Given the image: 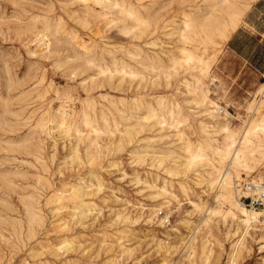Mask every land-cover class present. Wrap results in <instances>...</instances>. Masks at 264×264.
<instances>
[{
    "label": "rangeland",
    "instance_id": "obj_1",
    "mask_svg": "<svg viewBox=\"0 0 264 264\" xmlns=\"http://www.w3.org/2000/svg\"><path fill=\"white\" fill-rule=\"evenodd\" d=\"M127 1L138 4L137 0ZM80 6L75 0H0L1 264H229L228 254L235 253L231 246L242 237L240 233L242 228H239L234 237L228 238L227 235L239 227L237 223L230 217L224 218L222 213L217 214L218 216L211 215L210 218L203 213L205 207H215L216 203L213 198L214 192L201 182L200 167L196 171L191 169L185 172L184 167L179 166L178 177H169L172 186H167V189H171L173 193L162 194L161 181L163 177L168 176L165 171L175 165L165 161L159 168L151 167L149 163L152 159L149 155L145 156L143 163L134 162L136 156L131 151L137 149L136 145H143L145 142L133 143L121 152L108 154L105 151L95 164L90 165L88 160L92 150L85 149L84 141H77L73 133H70L69 138L72 140L69 144L64 131L56 129L55 122L48 121L49 114L61 101L57 98L55 89L59 90L61 97L71 95L72 101L67 104L76 109L80 108L81 101L87 94L79 84L83 79H86V84H90V76L96 75L97 72L73 70L78 63L65 59V49V52L61 49L59 55L49 58L40 56L43 51L30 54L29 51L42 47H37L33 43L25 45L28 37L23 31L35 26V31L49 35L58 29L60 31L56 35L61 36L63 30L65 34L62 35L66 36L68 32L75 33L88 45L115 44L118 47L124 40L123 35L118 34L117 28L105 25L106 21L103 19L102 24L101 19L88 17V27L84 26L81 18L85 14L81 12ZM34 17L38 20L34 21ZM43 17L51 27L50 32L44 29ZM243 20L244 23L242 22L231 38L220 43L221 48L217 53L211 54L209 51L203 55L209 62L208 76L204 79L209 97L221 107L220 111L223 112L220 115L228 112L229 125L234 129L240 126L242 120L248 118L247 105L250 101L254 99L257 101L260 98L257 91L260 84L264 83V0H256L243 16ZM156 37L161 45L168 42V38L161 33ZM165 46L172 48L175 56L179 55L176 45L169 43ZM162 59L164 64L170 63L167 55H162ZM34 67H38L39 71L44 73V80L22 101L19 96L27 85L20 84L28 80L29 73ZM182 78L191 80L190 75L180 73L167 84L163 77L156 78L151 72L145 71L143 81L141 79L133 81L129 91L95 89L91 91V95L95 97L98 105L108 106V101L100 99L98 95L101 92H109L115 96L113 98L117 101L119 110L131 112H136V108L129 102L137 92L143 94L147 103H152L154 107L157 106L152 99L154 97L164 96L170 103L178 101L183 113L191 112L188 123L183 125L181 130L188 139L196 142L199 137V121L206 122L208 119L202 114L201 108L189 103L188 95L175 93V87ZM134 86L138 89L136 90ZM119 96L125 97L127 102L119 103ZM24 103L29 104L27 110L33 111L31 119L25 121L26 125H23V120L17 121L13 115L19 112L20 106ZM51 107L53 110H49L48 113V108ZM137 112L140 115L146 114V105L143 104ZM37 120L42 121L45 126L49 125L56 143L54 150L52 139L45 140L43 160L40 163L34 161L30 155L24 154L23 148L17 147V144L25 142L23 139L28 125L33 126ZM99 125L102 123L99 122ZM108 125L112 126L109 120ZM153 126L159 130L158 124ZM79 128L83 133H89V129L81 123ZM161 133L169 135L163 140L164 143L159 145L163 151H166L163 147L171 146L176 152L182 153L180 149L182 142L176 141L175 129L165 127ZM214 136L220 137L218 133ZM143 137L145 134L141 138ZM99 141L102 142L101 138ZM74 144H78L80 159L74 157L72 149ZM262 162L264 159L260 160L259 164ZM259 164L251 178L260 174L264 176V170H260ZM94 172L101 179V190L92 198H86L93 201L89 204L91 211L77 219L72 215L75 206L74 199L70 198L72 186L80 180H89V173ZM156 174L159 176L157 180ZM136 176L141 177V183H136ZM242 177L246 176L242 174ZM143 179L150 182L156 180V185L149 188ZM93 182L95 185V181ZM178 182L185 185V191L180 188ZM244 182V180L240 182L243 187L246 185ZM94 189L95 187L92 190ZM26 196L36 198L38 210L43 215L41 224L29 225L24 207ZM237 199L247 208L253 207L264 213V206L250 204L249 198ZM190 201L198 203L202 209L195 210ZM224 207L225 205H222V212L225 210ZM121 210L130 213V221L114 223L115 213ZM160 211L169 217V225L159 224L157 214ZM138 216L139 220L133 223ZM148 218L152 220L148 222ZM206 218L209 220L204 224ZM261 220L264 221V218L261 217ZM14 227L19 229L18 235H15ZM262 234L264 231L259 227L254 232L246 233L242 241L244 245L238 249L239 256H236L235 264H264ZM64 240L70 244L62 251H56L55 248Z\"/></svg>",
    "mask_w": 264,
    "mask_h": 264
},
{
    "label": "bare ground",
    "instance_id": "obj_2",
    "mask_svg": "<svg viewBox=\"0 0 264 264\" xmlns=\"http://www.w3.org/2000/svg\"><path fill=\"white\" fill-rule=\"evenodd\" d=\"M75 1L80 3V10L85 14L81 18V23L84 26L89 24L88 17L99 18L102 24L103 19L106 21L105 25L115 26L118 34L123 35L124 40L118 47L115 44L110 46L98 43L88 45L82 42L83 40L81 41L75 33L68 32L66 36L62 35L65 34L63 30L61 36L56 35L60 31L58 29L54 34L49 33V35L35 31V26L23 31L28 37L25 45L33 43L37 47H42L29 51L30 54L43 51L40 56L49 58L59 55L61 49H65V59L78 63L77 67L72 65L73 70L79 72L96 70L97 72L96 75L90 76V84H86V79H83L79 84L87 94L81 101L80 108L76 109L67 104L72 101L71 95L66 94L61 97L59 90L55 89V94L61 101L58 107L49 114L48 121L55 122L56 129L64 131L69 144L72 140L69 136L72 133L77 141H84L85 149L92 150L88 160L90 165L95 164L105 151L108 154L121 152L133 143L145 142L143 145H136L137 149L131 151L136 156L135 160L133 159L134 162L143 163L145 156L149 155L152 159L149 163L151 167L159 168L165 161H170L175 165L165 171L168 176H166L167 178L163 177L161 181L162 194L173 193L171 189H167V186H172V180H169V177L176 178L180 174L179 166L182 165L185 172L191 171V169L196 171L200 167L201 182L214 192L213 198L216 203L215 207H205L203 213L206 217L222 213L224 218L230 217L235 221L239 227L227 235L228 238L234 237L239 228H242L240 231L242 237L231 246L232 249H235V253L228 254L229 264H235L238 249L244 245L242 241L246 233L254 232L257 227L264 231V221L261 220V217L264 218V213L253 207L247 208L237 199V197L239 200L240 198H249L264 190V176L260 174L251 178L259 161L264 159V83L260 84L257 91L260 98L257 101L255 99L250 101L247 105L248 118L242 120L238 128H231L227 119L228 112L225 111L224 115H220L223 112L220 111L221 107L209 97L208 87L204 83V79L208 76L209 62L203 55L208 54L209 51L211 54L219 51L220 43L231 38V35L244 21L243 16L256 0H137V5L127 0ZM33 19L34 21L38 20L36 17ZM43 21L44 29L50 32L51 27L46 18L43 17ZM51 26L54 27L52 24ZM97 33L99 34L98 30ZM158 33L166 36L168 42L163 45L159 44L156 37ZM169 43L176 45L179 55L175 56L172 48L165 46ZM162 55H167L169 64L163 63ZM145 71L151 72L156 78L163 77L167 84L171 78L180 73L190 75L191 80L182 78L181 81H178L180 83L176 85L175 93L188 95L189 103L201 108L202 114L207 116L208 121H199V137L196 142L188 139L181 130V127L188 123L191 112L183 113L178 101L170 103L166 97L158 96L152 98L157 105L154 107L152 103H147L143 94L137 92L131 101H128L136 108V112H131L130 110H119L117 101L114 99L115 96L109 92H101L98 95L100 99L108 101V106L98 105L95 97L93 98L91 95V91L95 89H108L113 92L129 91L133 81L137 79L143 81ZM43 80L44 73L39 71L38 67H34L29 73L28 80L20 84L21 86L27 85V88L21 91L20 99L25 100ZM51 86L50 84L49 87ZM137 89L138 87H136ZM118 102L125 104L127 99L119 96ZM4 104L6 103L4 102ZM11 104L13 103L11 102ZM143 104L146 105L147 112L140 115L137 110ZM28 105L27 103L22 104L19 112L13 114L17 121L23 120V125H26L25 121L31 119L33 113V111L30 112L31 109L27 110ZM49 110H53V108H48V113ZM108 120L112 122L110 127ZM99 122L102 125H99ZM122 122L125 124L123 125ZM80 123L89 129V133L81 131ZM157 124L159 130L154 129L153 125ZM48 126H45L40 120H37L33 126L28 125L23 139L25 142H22L21 145L17 144V147L23 148L24 154L30 155L38 163L43 160L45 140L52 139V148L56 149L55 139L53 140L52 137L53 132ZM165 127L175 129L176 141L182 142L180 148L182 153L176 152L171 146L163 147L166 148V151H163L159 146L160 143H164L165 137H169V135L161 133ZM215 133H218L220 137L214 136ZM144 134L145 137L141 138ZM99 138H101V143ZM77 145L74 144L72 149L74 157L80 159ZM174 154L177 155L174 156ZM259 166L260 170H264V162ZM242 174L246 176L245 178L250 177L251 179L243 178ZM89 177V180H80L72 186L70 198L74 199L75 203L72 215L77 219L86 216L91 211L89 204L93 201L86 198H92L101 190L102 184L99 175L94 172L89 173ZM157 177H159L158 174H156V180ZM92 180L95 181V185ZM156 180L151 182L144 180L143 182L151 188L156 185ZM243 180L246 183L244 187L240 183ZM139 182L141 183V177L136 176V183ZM178 184L185 191V185L182 182H178ZM93 187H95L94 190H92ZM57 197L60 199L59 196ZM24 202L29 225L41 224L43 215L38 210L36 198L26 196ZM190 204L197 211L202 209L198 203L190 201ZM222 205H225L223 212ZM152 212L154 215V210ZM129 214L125 210L115 213L114 223L130 221ZM149 217H151V213ZM139 218L140 216L136 217L132 222H137ZM209 218L204 219L203 223H207ZM151 220L152 218L147 219L148 222ZM16 226H18L17 222ZM14 232L15 235H18L19 229L14 227ZM226 233L228 234L229 231ZM262 239H264V234H262ZM69 244L66 240L61 241L55 249L62 251ZM1 262L2 256L0 255V264Z\"/></svg>",
    "mask_w": 264,
    "mask_h": 264
},
{
    "label": "built area",
    "instance_id": "obj_3",
    "mask_svg": "<svg viewBox=\"0 0 264 264\" xmlns=\"http://www.w3.org/2000/svg\"><path fill=\"white\" fill-rule=\"evenodd\" d=\"M249 202L252 205L256 206H264V190H261L258 194H254L252 197H249ZM157 218L159 220V224L162 226H167L170 224V219L168 216L164 215L163 212H158Z\"/></svg>",
    "mask_w": 264,
    "mask_h": 264
}]
</instances>
